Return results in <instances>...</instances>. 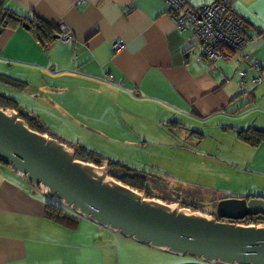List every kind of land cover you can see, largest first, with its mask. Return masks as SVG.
<instances>
[{"label": "crops", "instance_id": "0c3cea01", "mask_svg": "<svg viewBox=\"0 0 264 264\" xmlns=\"http://www.w3.org/2000/svg\"><path fill=\"white\" fill-rule=\"evenodd\" d=\"M211 1L191 0V4L197 7ZM222 1L250 29H264V0ZM3 13L0 75L24 83L17 87L0 84L27 93L51 111H62L60 127L68 130L71 126L91 136L97 131L84 126L79 113H105L110 125L118 122L115 113H121V130H128L125 135L130 137L139 121L161 122L166 117L177 140L172 149L183 156L179 160L199 167L185 172L189 191L191 187L208 190L196 181L207 177L206 168L215 163L237 168L241 172L232 173L239 179L249 174L248 161L257 157L259 166L252 171L264 174L258 155L264 141L252 144L240 136L252 128L264 129V82L240 84L239 72L247 69L244 62H196L197 42L189 30L176 28L164 0H0V16ZM10 13L22 20L8 17ZM38 23L50 28L49 38L43 37L45 45L34 32ZM61 25L72 32V42L58 39ZM116 40L124 43L119 52L112 48ZM242 51L264 65V38L248 41ZM253 74L249 70L246 79ZM0 93L9 96L2 89ZM12 107L32 117L27 110H19L16 101ZM34 119L45 135L84 150L82 160L96 165L101 160L110 169L112 162L93 147L52 132L46 119ZM185 141L206 144L208 149L199 155L198 147H187ZM177 160L173 158L172 166L178 165ZM238 163L245 166L238 168ZM154 183L157 195L150 194L152 198L203 213L213 212L212 206L221 198H264L263 194L245 195L250 191L246 186L236 192L218 190L210 201L198 204L188 202L175 189L162 195L164 190L150 182ZM50 201L55 200L21 175L0 169V264H220L139 243L67 208L63 213L71 220L56 221L48 216Z\"/></svg>", "mask_w": 264, "mask_h": 264}, {"label": "water", "instance_id": "95a60500", "mask_svg": "<svg viewBox=\"0 0 264 264\" xmlns=\"http://www.w3.org/2000/svg\"><path fill=\"white\" fill-rule=\"evenodd\" d=\"M0 164L64 208L139 243L206 262L264 264V198H221L206 214L146 197L119 181L120 173L108 165L77 159L75 149L2 107ZM253 217L263 222H241Z\"/></svg>", "mask_w": 264, "mask_h": 264}, {"label": "rangeland", "instance_id": "374dc122", "mask_svg": "<svg viewBox=\"0 0 264 264\" xmlns=\"http://www.w3.org/2000/svg\"><path fill=\"white\" fill-rule=\"evenodd\" d=\"M241 52L243 53V51ZM0 89L6 91L11 99L16 101L19 105V110L22 112L27 110L30 113L27 112L26 114H29L36 119L40 118L48 120L50 124L49 129L52 132H56V134L59 132L73 140L75 139L76 141H79L81 145L86 144L93 147L96 153H100L107 157L112 164L117 162L120 163L119 165H110V170H112V172L115 174L120 173L117 176L122 177L124 173L128 172L126 171L128 169L135 170L129 172V175L140 174L143 181L146 183V192L149 194L157 195V191L153 187L155 186V183L154 185L150 184V182H156V185L161 186V188H158L161 189V191L164 190L162 195H167V192H172V189H175L179 194L180 191L185 194H182L185 200L196 203H198L197 201H210L209 199L213 198L210 196H212L213 193L217 194L216 192H218V190H220V192H236L244 190L246 186L250 187V191H247L245 195H264V174H258L252 171L256 170L257 166H259V162L256 159L257 157L248 161L250 164L247 168L249 169L246 170L249 171V174L246 176L242 175L239 179H236L233 175V173L238 174L241 172H237V168L232 170L230 167L218 163H215L213 167L208 166L206 168V170L209 171L208 176L203 177V179L199 178L196 181L197 183L202 184L203 188L208 190L191 187L192 191H189V187L187 188L184 182L186 179L185 172L199 169V167L195 164H185L183 160H179L183 158V156L172 149V142L175 143L177 140L172 137V126L169 127L167 125L168 120L166 117H164L161 122L150 121V119L139 121V123L134 126V131L136 133L128 137L125 135V132L127 133L128 130H121V113H115L118 117V122H112L111 125L105 113H79L78 118L81 123L98 132H93L90 136V134L85 133V131L79 133L78 129H74L71 126L67 127L68 130L60 127L59 124L61 123L63 116L62 111H51L50 109L45 108V105H43L40 100H34L27 93L17 92L8 86H2L0 84ZM169 120L171 121L172 117H170ZM68 122L69 120H66V123ZM125 140H130L132 142L126 144ZM145 140L146 142H144ZM185 142V146L187 147H198L197 151L199 155H202V153L208 149L206 144H193L190 141ZM197 144L199 146H197ZM262 147L263 148H260L258 155L260 156L259 159L263 160L264 163V146ZM215 148H217V146H214V149ZM87 156L89 157V155ZM173 158H176V160L178 159L177 166H172ZM243 166H245V163H238V166L236 167L241 168ZM0 169L12 172L9 167L3 166L2 164H0ZM142 172H144V174H142ZM172 176L174 177V181L172 180ZM140 192L142 193V191ZM230 194L231 193H229V195ZM177 205L179 207L181 206L179 204ZM189 209L193 210L191 208ZM202 210L206 211V207H203ZM246 222L256 224L255 221Z\"/></svg>", "mask_w": 264, "mask_h": 264}, {"label": "built area", "instance_id": "2783aa9c", "mask_svg": "<svg viewBox=\"0 0 264 264\" xmlns=\"http://www.w3.org/2000/svg\"><path fill=\"white\" fill-rule=\"evenodd\" d=\"M170 7V16L179 31L189 30L191 39L197 42L200 52L195 55L196 62L206 61L215 65L216 61L224 59L235 63L245 62L246 70L239 72L240 84H261L264 82V67L242 49L250 40L264 38L263 30H252L246 21L233 11L222 0H212L197 7L191 0H164ZM58 39L63 43L74 40L72 32L61 25ZM115 52L124 49V43L116 40L112 44ZM253 71V76L246 79V73ZM244 92V89L241 87Z\"/></svg>", "mask_w": 264, "mask_h": 264}, {"label": "trees", "instance_id": "16d2710c", "mask_svg": "<svg viewBox=\"0 0 264 264\" xmlns=\"http://www.w3.org/2000/svg\"><path fill=\"white\" fill-rule=\"evenodd\" d=\"M5 24H6V21H4V19H1V16H0V25L4 26ZM31 25H33V24H31ZM34 32L36 33V37L40 40V42L43 45H45L44 41H43V37L50 33V28L43 23H38L35 25ZM49 36L50 35H47L48 38H49ZM245 65L248 68V65L246 63H245ZM262 66L264 67V65H262ZM0 82L6 83V84H11L12 86H16V87L19 86V84L24 83V82L21 83L20 81H16L14 79H11V78H9L7 76H3V75H0ZM255 85H258V84H255ZM14 102L15 101H13L11 99V97H9L8 95H6L4 93H0V107H2V108H13L12 106H13ZM20 116L27 122V124L29 125V127L31 129H33L39 133L44 134L39 123L34 118L28 117V115H25L22 113H20ZM240 136H242V138H246L252 144H258V143L264 141V129L252 128L250 130L241 132ZM75 151H76V158L81 160V161H85V160H82V158H84V157L81 156V153L85 152V151L81 150V149H78V150L75 149ZM98 161L99 160L97 159V161H95V162H98ZM85 162H87V161H85ZM99 162L97 163V165H100L102 161L100 160ZM119 181H121L122 183H124V184H126V185H128L134 189H137L138 191H142L144 193V196L151 197V195L148 192H146V184H144L145 182L143 181L142 177L123 175L122 177L119 178ZM47 205H48V209H49L48 216L50 218H52L56 221H59V222H69L71 220L67 217L68 215H65L63 213L65 211V208H63V206L60 205L58 202L50 201ZM212 213L213 212H208V214H212ZM246 221H255V223L257 224V223H259V221L263 222V219H261L260 217H253V218L245 219L244 221H241V222L244 224H249Z\"/></svg>", "mask_w": 264, "mask_h": 264}, {"label": "clouds", "instance_id": "9594fccd", "mask_svg": "<svg viewBox=\"0 0 264 264\" xmlns=\"http://www.w3.org/2000/svg\"><path fill=\"white\" fill-rule=\"evenodd\" d=\"M195 211H197V210H195ZM249 224H253V223H249Z\"/></svg>", "mask_w": 264, "mask_h": 264}]
</instances>
